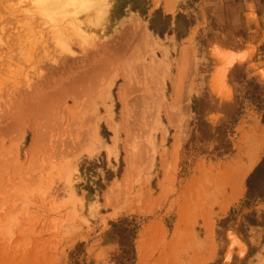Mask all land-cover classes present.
I'll return each mask as SVG.
<instances>
[{
	"label": "rangeland",
	"instance_id": "obj_1",
	"mask_svg": "<svg viewBox=\"0 0 264 264\" xmlns=\"http://www.w3.org/2000/svg\"><path fill=\"white\" fill-rule=\"evenodd\" d=\"M262 120L264 0H0V264H264Z\"/></svg>",
	"mask_w": 264,
	"mask_h": 264
},
{
	"label": "trees",
	"instance_id": "obj_2",
	"mask_svg": "<svg viewBox=\"0 0 264 264\" xmlns=\"http://www.w3.org/2000/svg\"><path fill=\"white\" fill-rule=\"evenodd\" d=\"M150 30H154V27H150ZM157 34V32H156ZM159 34V33H158ZM161 34V33H160ZM262 124L264 125V121L262 120ZM264 169V159L260 162V164L251 172V174L248 176L246 180V196L245 198L247 200L251 199L253 193L255 190L252 188V182L256 179V177L259 175L260 170ZM261 192L263 193V189L260 188ZM261 193V195H262ZM263 197L259 196L257 198ZM127 227L121 228V226L116 227V233L118 234V242L121 247V254L122 256L131 255V260L129 264H135L134 263V250H133V243L136 239L137 235V227L134 224L126 223ZM127 259L126 261H128ZM123 262L120 264H126L127 262Z\"/></svg>",
	"mask_w": 264,
	"mask_h": 264
},
{
	"label": "bare ground",
	"instance_id": "obj_3",
	"mask_svg": "<svg viewBox=\"0 0 264 264\" xmlns=\"http://www.w3.org/2000/svg\"><path fill=\"white\" fill-rule=\"evenodd\" d=\"M33 1V0H32ZM35 1H37V0H35ZM41 1H46V0H41ZM168 1H170V0H168ZM78 3V2H77ZM37 7H40V6H37ZM75 8V7H74ZM164 10L166 11V12H171V10H172V7H171V4H170V2L168 3H165V6H164ZM71 23H73V22H71ZM72 25H74V24H72ZM74 27H78L77 25H75ZM73 27V28H74ZM75 28V29H76ZM79 28L80 27H78V30H79ZM78 30H75V31H78ZM80 32V31H79ZM145 33V32H144ZM79 35H80V33H79ZM149 36V35H148ZM177 86V85H176ZM176 89H177V87H176ZM35 135V134H34ZM36 136V135H35ZM35 136H34V139H35ZM38 136V135H37ZM36 136V137H37ZM33 139V140H34ZM36 139H38V137L36 138ZM35 139V140H36ZM37 141V140H36ZM256 161H257V156L254 158V159H252L245 167H244V170H243V172L241 173V175H239V177L234 181V183H233V196H232V200H234L239 194H240V192L241 193H243V190H244V188H243V183H244V178H245V176L247 175V173L254 167V165L256 164ZM130 163H131V158H129L128 157V168H129V166H130ZM209 227V226H208ZM210 227H212V226H210ZM212 230V229H211Z\"/></svg>",
	"mask_w": 264,
	"mask_h": 264
}]
</instances>
